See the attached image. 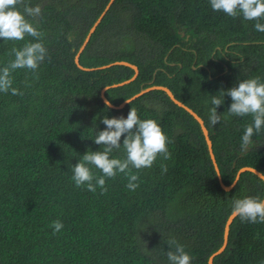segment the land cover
<instances>
[{"label":"trees","instance_id":"obj_1","mask_svg":"<svg viewBox=\"0 0 264 264\" xmlns=\"http://www.w3.org/2000/svg\"><path fill=\"white\" fill-rule=\"evenodd\" d=\"M108 2L30 0L41 6L38 21L49 57L35 76L25 69L13 73V87L23 95L0 93V264H168L166 241L172 237L193 256L192 264H207L222 244L232 201L263 199L264 183L249 172L229 192L220 188L198 123L164 92H149L120 110L102 102L101 89L128 80L133 70L117 65L82 71L74 56ZM254 23L215 12L208 0H114L79 64L124 61L137 67L134 81L105 92L114 105L150 82L169 88L204 121L229 186L242 167L264 174V130L253 136L256 146L240 150L250 116H228L232 101L225 96L217 108L224 118L215 126L209 121L211 96L242 79L264 81V33ZM23 43L0 39V67ZM131 107L141 119L157 120L172 141L171 159L158 157L142 169L135 191L123 174L106 181L103 195L99 187L95 193L77 188L71 166L87 151L101 150L93 139L106 128L102 119L127 118ZM55 220L64 227L53 235ZM213 264H264V224L236 216Z\"/></svg>","mask_w":264,"mask_h":264},{"label":"clouds","instance_id":"obj_2","mask_svg":"<svg viewBox=\"0 0 264 264\" xmlns=\"http://www.w3.org/2000/svg\"><path fill=\"white\" fill-rule=\"evenodd\" d=\"M208 2L215 12H222L234 19L242 17L245 21H255L254 29L264 33V0ZM41 16V6H31L30 0H0V39L4 43L24 42L21 47L13 46L9 50L8 55L14 59L0 67V93L23 95V92L13 87V73L25 69L35 76L40 65L49 57L43 40L44 33L40 30L38 21ZM26 37L33 38L35 42L26 40ZM225 96L230 97L232 101L227 109L228 116H250L252 119V122L245 126L241 136L240 150L245 152L252 147L253 136L264 130V81L260 76L242 79L227 91L221 90L219 95L211 96L209 121L212 126L224 118V113L219 114L217 108L224 103ZM106 106L111 107L108 102ZM102 123L106 128L96 131L93 139L95 144L101 146V150L87 151L77 164L71 166V180L77 188L85 187L95 193L99 187L100 194L103 195L108 191L106 181L123 174L128 181L126 187L135 191L139 187V173L142 169L151 168L158 157L163 160L171 159L168 145L172 141L157 120L141 119L136 108L131 107L127 118L121 115L109 119L105 116ZM160 167L162 174L167 172L165 164L161 163ZM93 169L98 170L100 174ZM231 215L238 216L241 222L264 224V199L259 196L234 199ZM51 227L55 235L64 225L62 221L55 220ZM166 244L169 249L166 252L168 264H192L193 256L174 237L169 238Z\"/></svg>","mask_w":264,"mask_h":264},{"label":"water","instance_id":"obj_3","mask_svg":"<svg viewBox=\"0 0 264 264\" xmlns=\"http://www.w3.org/2000/svg\"><path fill=\"white\" fill-rule=\"evenodd\" d=\"M114 2V0H109V2L107 3V5L105 6V8L103 9V11L101 12V14L98 16V18L96 19V21L92 24V26L90 27L83 43L81 44L80 48L78 49L77 53L74 56V64L77 66V68H79L82 71H94L97 69H105V68H109L112 66H126L128 68H131L133 70V75L131 78H129L128 80H125L123 82L117 83V84H113L110 86H106L103 87L100 91V99L102 100V102L106 105V102H108L111 107H109L110 109L113 110H120L123 109L127 104L133 102L134 100L138 99L139 97L152 92V91H162L164 92L169 100L176 105L179 108H182L183 110H185L190 116L193 117V119L198 123L200 130L202 132V135L204 137V141L206 143V148H207V152H208V156L209 159L211 161V164L213 166L214 172L216 174V178L218 180V184L220 186V188L222 190H224L225 192H229L230 190H232L235 185L237 184V182L239 181L240 176L243 173L249 172L252 173L253 175H255L257 178H259L263 183H264V178H262V173H260L259 171H257L256 169L252 168V167H242L240 168L234 177V180L232 181V183L229 186H225L222 182L221 179V175H220V171L218 168V165L216 163L215 160V156L213 153V149H212V143L211 140L209 138V134L208 131L204 125V121L189 107H187L185 104H183L182 102H180L179 100H177L173 93L171 92V90L165 86H157V85H153V82L149 83V86L146 88H141L140 91L136 94H134L133 96H131L130 98L126 99L129 103H126V101L124 100L123 102H121L119 105H114L112 103H110L107 98L105 97V92L109 89H113V88H117V87H122L124 85H127L129 83H131L132 81H134L138 75V69L136 66L128 63V62H124V61H120V62H112L110 64H107L105 66H101L98 68H84L79 64V57L80 54L82 53V51L84 50L85 46L87 45L92 33L95 31L96 27L99 25V23L101 22V20L103 19V17L105 16L106 12L109 10L110 6L112 5V3ZM264 199V196H263ZM236 216L233 215H229V217L227 218L225 225H224V229H223V239H222V244L221 246L214 252L212 253L208 260H207V264H213V260L215 257L219 256L220 254H222L224 252V250L227 247V242H228V233H229V227L232 223V221L234 220Z\"/></svg>","mask_w":264,"mask_h":264},{"label":"rangeland","instance_id":"obj_4","mask_svg":"<svg viewBox=\"0 0 264 264\" xmlns=\"http://www.w3.org/2000/svg\"><path fill=\"white\" fill-rule=\"evenodd\" d=\"M181 34H182V31H181ZM253 146H256V143L253 142Z\"/></svg>","mask_w":264,"mask_h":264}]
</instances>
